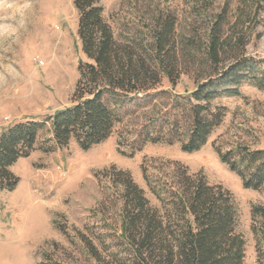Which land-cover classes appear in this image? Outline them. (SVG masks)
Masks as SVG:
<instances>
[{"label":"rangeland","instance_id":"obj_1","mask_svg":"<svg viewBox=\"0 0 264 264\" xmlns=\"http://www.w3.org/2000/svg\"><path fill=\"white\" fill-rule=\"evenodd\" d=\"M98 1L117 34L142 28L149 10L167 6L177 17L179 39L192 36L191 43H183L180 49L186 73L175 87L163 80L159 92L188 96L198 82L216 73L205 63L202 49L207 23L220 13L226 12L227 19L221 64L241 56L264 60V0ZM78 19L74 0H0V136L20 122H47L57 111L73 105L78 66L87 61L78 39ZM239 93L214 100V106L226 110L222 126L206 146L191 154L182 152L180 143H175L147 144L131 155L133 135L151 116V107L127 117L107 142L89 151L74 141L58 147L47 122L36 150L11 168L20 178L17 188L13 192L0 190V264H96L76 236L78 232L91 235L100 222L95 211L104 192L96 174L111 166L129 172L151 205L160 207L146 178L153 182L176 163L185 165L192 174L202 173L209 185H221L231 192L237 229L246 244L244 264H258L251 212L254 206L264 207V189L244 188L214 150V143L224 151L238 146L264 150V92L245 83ZM163 98L161 107L170 102ZM42 146L51 151L44 152ZM111 218L116 223L115 214ZM95 233L109 236L100 227Z\"/></svg>","mask_w":264,"mask_h":264},{"label":"trees","instance_id":"obj_2","mask_svg":"<svg viewBox=\"0 0 264 264\" xmlns=\"http://www.w3.org/2000/svg\"><path fill=\"white\" fill-rule=\"evenodd\" d=\"M74 7L79 14L78 39L87 61L78 66L73 105L47 120L60 148L74 141L89 151L107 142L127 117L151 107V116L133 135L131 155L147 144L175 143H180L182 152L196 153L222 126L226 110L214 106V100L240 96L239 88L245 83L264 92V60L241 56L218 68L223 65L225 11L208 21L202 49L205 63L216 73L181 97L157 91L163 80L175 87L186 73L180 49L192 41L190 35L179 39L177 17L167 6L149 10L142 28H128L120 34L98 0H74ZM190 57L194 61V56ZM163 97L170 102L161 107ZM47 122H20L2 133L0 190L13 192L17 188L20 178L11 168L36 150ZM41 150L48 153L51 148L42 146ZM214 150L244 188L264 189V150L238 146L224 151L216 143ZM96 177L104 192L95 211L100 222L91 235L75 232L96 264H244L246 244L237 229L233 196L221 185H209L202 173L192 174L176 163L163 177L153 182L146 178L160 207L151 205L127 171L111 166ZM251 213L258 264H264V207L254 206ZM97 227L109 236L95 233Z\"/></svg>","mask_w":264,"mask_h":264}]
</instances>
